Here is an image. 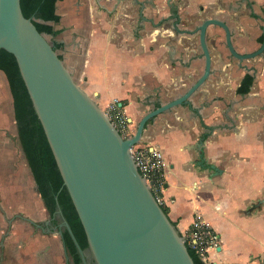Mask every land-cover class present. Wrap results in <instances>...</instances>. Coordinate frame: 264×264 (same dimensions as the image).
<instances>
[{
  "label": "crops",
  "instance_id": "obj_1",
  "mask_svg": "<svg viewBox=\"0 0 264 264\" xmlns=\"http://www.w3.org/2000/svg\"><path fill=\"white\" fill-rule=\"evenodd\" d=\"M170 1L173 11L169 0H56L33 13L97 104L121 101L131 134L145 112L202 73L197 27L204 18L227 24L237 52L262 40L264 0ZM206 42L208 77L186 102L149 118L136 146L161 151L163 206L178 227L200 214L218 235L217 260L264 264V51L233 56L214 23ZM6 90L11 96L0 68V92ZM6 114L0 108V264H75L60 233L62 216L48 211L19 138L7 128L12 122L17 131L14 113Z\"/></svg>",
  "mask_w": 264,
  "mask_h": 264
},
{
  "label": "water",
  "instance_id": "obj_2",
  "mask_svg": "<svg viewBox=\"0 0 264 264\" xmlns=\"http://www.w3.org/2000/svg\"><path fill=\"white\" fill-rule=\"evenodd\" d=\"M169 4L172 11L176 9L170 0ZM211 23L224 29L233 56L250 58L264 51V21L259 46L241 53L235 50L224 21L204 18L197 27L204 55L202 73L179 96L145 112L134 132L124 136L93 96L75 81L52 43L35 25L33 15L23 14L20 0H0V48L16 60L84 228L86 249L80 247L58 206L62 225L83 264H88L87 249L96 264H195L178 226L137 168L131 147L139 142L149 118L186 102L208 77L211 56L206 27Z\"/></svg>",
  "mask_w": 264,
  "mask_h": 264
},
{
  "label": "trees",
  "instance_id": "obj_3",
  "mask_svg": "<svg viewBox=\"0 0 264 264\" xmlns=\"http://www.w3.org/2000/svg\"><path fill=\"white\" fill-rule=\"evenodd\" d=\"M55 1L56 0H20V4L23 14L25 16H32L40 5L54 6ZM0 68L3 69L7 75L9 89L12 94L18 138L36 181L37 189L51 215L56 216L57 208L58 206L60 207L61 213L69 223L80 247L86 249L88 247V241L84 228L70 194L63 184L54 155L41 122L34 110L16 60L13 54L6 51L4 48H0ZM163 208L166 211L164 206ZM62 234L67 251L74 263L82 264L81 256L67 228L64 227ZM189 252L195 264H203L191 249H189Z\"/></svg>",
  "mask_w": 264,
  "mask_h": 264
},
{
  "label": "built area",
  "instance_id": "obj_4",
  "mask_svg": "<svg viewBox=\"0 0 264 264\" xmlns=\"http://www.w3.org/2000/svg\"><path fill=\"white\" fill-rule=\"evenodd\" d=\"M120 103V100L113 98L103 109L120 133L129 136L130 122L121 110ZM131 154L155 199L164 205L161 151L152 146L147 148L133 145ZM178 229L188 249H191L203 264H224L214 256L218 246V235L200 214H195L187 226Z\"/></svg>",
  "mask_w": 264,
  "mask_h": 264
},
{
  "label": "rangeland",
  "instance_id": "obj_5",
  "mask_svg": "<svg viewBox=\"0 0 264 264\" xmlns=\"http://www.w3.org/2000/svg\"><path fill=\"white\" fill-rule=\"evenodd\" d=\"M10 94L8 93V91L6 90L5 93H2L0 92V99L4 100V102H1L0 103V108L3 109V111L6 113L9 114V117L8 118H12L13 117V102L10 98ZM12 104V105H11ZM125 114V113H124ZM7 115V114H6ZM126 115V114H125ZM13 119V118H12ZM12 119H10V121H12ZM4 124V122H3ZM3 124H0V125H3ZM9 130L13 131L14 135H15V138H18L17 137V131L15 129V126H14V123L10 122L9 126L7 127ZM134 129H135V126H134ZM131 134V133H130ZM17 143H18V147L22 148L21 147V144L19 142V140H17ZM138 143L135 144V146L137 145Z\"/></svg>",
  "mask_w": 264,
  "mask_h": 264
},
{
  "label": "flooded vegetation",
  "instance_id": "obj_6",
  "mask_svg": "<svg viewBox=\"0 0 264 264\" xmlns=\"http://www.w3.org/2000/svg\"><path fill=\"white\" fill-rule=\"evenodd\" d=\"M3 70V69H2ZM4 71V70H3ZM5 72V71H4ZM6 74V73H5ZM7 76V75H6ZM8 80V79H7ZM9 85V84H8ZM10 90V89H9ZM11 93V92H10ZM11 96H12V94H11ZM13 113H14V109H13ZM14 119H15V117H14ZM15 123H16V121H15ZM16 127H17V125H16ZM86 259H87V263L88 264H96L95 263V260H94V258H93V256H92V254H91V252L87 249L86 250ZM83 264V263H82Z\"/></svg>",
  "mask_w": 264,
  "mask_h": 264
}]
</instances>
